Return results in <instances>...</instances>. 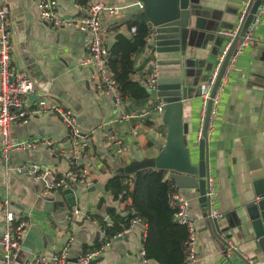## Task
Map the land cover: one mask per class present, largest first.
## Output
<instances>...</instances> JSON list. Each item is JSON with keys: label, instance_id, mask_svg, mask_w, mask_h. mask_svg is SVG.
I'll return each mask as SVG.
<instances>
[{"label": "crops", "instance_id": "obj_1", "mask_svg": "<svg viewBox=\"0 0 264 264\" xmlns=\"http://www.w3.org/2000/svg\"><path fill=\"white\" fill-rule=\"evenodd\" d=\"M61 15L71 18L80 15V8L88 3L125 7L119 16L105 14L103 24L109 34L106 45L111 49L119 35L132 38L128 23L142 19L150 12L142 0H57ZM246 0H191L198 16L199 30L195 47L188 48L187 58L196 66L195 84L207 82L213 65L226 41L218 34L221 27H230L236 13L245 6ZM139 3V5H138ZM10 14L8 22L13 31V59L17 69L26 71L34 79L36 95L27 103L33 107L35 97H45L78 117L84 134L93 137L91 149L85 155L84 164L90 172L93 185L99 174L106 175L127 166L132 161L156 157L160 146L165 145L168 128L157 108L163 105L154 101L126 98L119 109L112 96L98 95L90 79L92 70L82 66L86 56L88 35L71 27L53 28L39 19L37 0H0ZM147 10V12H146ZM159 9H157V12ZM151 19L146 22L149 23ZM256 42L236 55L230 63L226 84L220 95L218 117L207 139V164L213 179L217 196L213 209L223 213L219 231L206 217L207 204L199 202L196 190H182L190 203V215L198 223L199 264H264V253L247 244L239 228L240 218L247 220L245 206L256 199L252 176L264 172V14L257 27ZM150 37V36H149ZM149 43V39H148ZM148 45V44H147ZM235 52V46L232 48ZM150 52L147 47L133 56V81L148 85L153 77ZM204 81V82H203ZM198 86L191 88L192 97L184 102L183 120L192 163H198V146L202 99ZM127 116L122 123L114 122L116 117ZM127 150L119 153V147L110 146L105 139L106 123ZM136 128L137 135L132 133ZM37 138L52 140L56 148L39 145L29 150H14L9 165L0 157V235L6 230L1 213V202L8 200L10 209L20 222L25 223L22 248L13 264H24L28 259L42 255L50 258L69 244L71 264L87 251L102 249V255L91 264H137L144 248L147 226L133 225L109 246H104L99 224L92 219L112 223L111 211L126 217L132 209V200L121 202L111 191L105 193L89 191L77 185L73 191L76 206H70L63 191H45L42 184L33 178L19 175L15 167L31 162L53 168L58 175L70 169L57 148H67L68 129L54 114H35L26 124L15 126L11 132L13 145ZM2 139L0 138V148ZM254 162L259 170H252ZM256 167V166H255ZM168 173L166 174V179ZM133 181L127 179L125 184ZM80 210L78 216L74 210ZM223 239L237 252L225 254ZM100 245V246H99ZM0 248V262H1ZM150 264H159L150 260Z\"/></svg>", "mask_w": 264, "mask_h": 264}, {"label": "built area", "instance_id": "obj_2", "mask_svg": "<svg viewBox=\"0 0 264 264\" xmlns=\"http://www.w3.org/2000/svg\"><path fill=\"white\" fill-rule=\"evenodd\" d=\"M255 0H246L244 8L238 12L237 23L232 28H222L218 34L225 39L226 43L220 51L216 63L213 65L207 82L201 86L200 97L202 99L200 133L199 140L208 139L209 133L214 127L218 117V106L221 92L226 84V77L229 72V66L235 60L236 55L242 52L246 47L256 42L257 27L264 14V5L259 14L255 17L253 23L248 28L244 37H241L242 28L251 12ZM139 5V3H138ZM39 10V19L42 23L53 28L71 27L77 31L88 35L85 51L86 56L82 61V66L92 70L91 85L98 95L112 96L116 105L120 109L123 105V98L120 92L119 83L111 67L110 54L106 45L108 30L103 24V16H119L125 7L106 5L104 3H88L80 8V15L71 18H65L61 15L60 6L57 0H37ZM10 14L9 8L5 4H0V138L2 146L0 148V157L2 161L9 165L11 154L14 150H29L39 145H46L49 148H56L55 143L50 139L37 138L31 141L13 145L11 143V132L15 126H21L35 114H54L58 116L68 129V140L70 145L67 148L59 149L60 156L66 160L70 169L64 175H58L53 168L45 167L31 162L21 163L15 167L19 175L33 178L37 183L44 186L45 191L74 189L77 185L90 188L93 181L90 178V172L84 164L85 155L91 149L93 137L84 134L79 119L71 111L66 110L50 101L45 97H35L33 107H28L27 103L36 95L37 89L34 79L26 71L17 69L13 59V31L8 22ZM132 33H136V28H132ZM235 45V52L232 54V48ZM229 59L225 74L221 77L222 69ZM153 78L148 83V88L153 86ZM165 106L157 108L159 116L164 115ZM127 116L116 117L114 122L122 123ZM105 129V139L108 145L119 147V153H125L126 148L122 147V142L117 134L110 129V124ZM132 133L137 135L136 128ZM167 179H170L169 174ZM133 181L128 183V190L132 191ZM127 191L119 196L121 202ZM217 192L214 188L213 179L210 174L207 178V204L210 207L208 218L214 221H220L223 213L213 209L214 199ZM131 200V199H130ZM171 207L174 210L173 220L179 226L187 229L188 237L184 243V262L183 264H199L198 257V227L197 221L190 215V203L175 183L173 184V193L171 195ZM1 213L6 225L3 235H0L1 262L0 264H13L18 253L22 248V235L25 223L18 220L17 215L11 211L8 200L1 202ZM81 211H73L74 216L80 215ZM133 215H137L136 210L131 209ZM94 223L99 224L102 236L106 238L104 246L117 237H110L107 234V227L101 225L97 219ZM133 225L141 224V219L135 217ZM121 236V235H119ZM69 244L61 251L56 252L52 257L47 258L42 255H36L28 259L24 264H71ZM234 252L235 247L230 243L225 249V254ZM102 249H93L87 251L78 260L79 264H91L96 258L102 255ZM251 264L252 262L249 261ZM151 261L146 256L145 248H142L140 259L137 264H150Z\"/></svg>", "mask_w": 264, "mask_h": 264}, {"label": "water", "instance_id": "obj_3", "mask_svg": "<svg viewBox=\"0 0 264 264\" xmlns=\"http://www.w3.org/2000/svg\"><path fill=\"white\" fill-rule=\"evenodd\" d=\"M151 8L150 12L142 17V21H147L151 29L147 49L150 52L152 64L153 86L148 88L149 94L154 101H159L165 106L163 123L168 128L165 145L160 146V152L156 157L145 158L141 161H132L127 166L119 168L117 171L102 175L96 185L88 188L89 191H99L105 193V183L123 174L134 177L138 172L145 169L165 170L174 183L182 190L198 191L201 204H207V178L209 168L207 164V141L199 140L198 163H192L191 150L188 146L183 109L184 102L192 97L191 88L198 86L199 97L201 86L195 84L196 66L190 63L187 58L188 48L195 47L199 30L204 28L198 25V16L192 6L191 0H142ZM264 0H255L251 12L242 28L241 37H244L248 28L259 14ZM157 9L159 11L157 12ZM236 19L230 27L237 23ZM236 42L234 43V46ZM229 59H227L221 73L225 74ZM209 78V75H208ZM207 78V80H208ZM206 80V81H207ZM204 82V81H203ZM148 87V86H147ZM256 171L260 169L257 162H254ZM256 166V167H255ZM256 191V199L245 206L247 220L240 218V229L243 231L247 244L255 249H260L264 253V172L258 171L252 176ZM70 206H76V197L72 189L63 191ZM206 217L210 213L208 206ZM209 219V218H208ZM211 220V219H209ZM221 236L219 221L211 220ZM142 226L141 224H138ZM127 236H119L118 240H126ZM223 245L228 246V241L223 239ZM234 252H237L236 250ZM247 264H251L247 261Z\"/></svg>", "mask_w": 264, "mask_h": 264}, {"label": "trees", "instance_id": "obj_4", "mask_svg": "<svg viewBox=\"0 0 264 264\" xmlns=\"http://www.w3.org/2000/svg\"><path fill=\"white\" fill-rule=\"evenodd\" d=\"M128 25L129 29L135 27L136 33L132 38L123 35L117 37V42L111 49V67L123 99L147 100L150 97L147 85L133 81L131 75L135 66L133 56L147 47L151 29L148 23L142 20L130 21ZM167 173L165 170L152 169L138 172L132 177V191H129L125 184L130 176L118 174L110 179L107 190L111 191L116 199L127 191L124 199L132 200L131 207L136 210L137 215L129 212L126 217H122L111 211L112 223L102 221V224L109 225L107 234L110 237H119L133 226V219L137 216L141 219V224L147 226L144 239L147 258L159 264H183L184 243L188 232L185 227L174 223V210L171 207L174 181L166 179Z\"/></svg>", "mask_w": 264, "mask_h": 264}, {"label": "rangeland", "instance_id": "obj_5", "mask_svg": "<svg viewBox=\"0 0 264 264\" xmlns=\"http://www.w3.org/2000/svg\"><path fill=\"white\" fill-rule=\"evenodd\" d=\"M148 88V87H147Z\"/></svg>", "mask_w": 264, "mask_h": 264}]
</instances>
